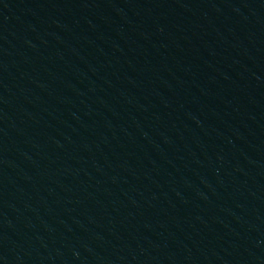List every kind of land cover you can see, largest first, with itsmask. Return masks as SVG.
Returning a JSON list of instances; mask_svg holds the SVG:
<instances>
[{
	"label": "water",
	"instance_id": "95a60500",
	"mask_svg": "<svg viewBox=\"0 0 264 264\" xmlns=\"http://www.w3.org/2000/svg\"><path fill=\"white\" fill-rule=\"evenodd\" d=\"M0 264H264V0H0Z\"/></svg>",
	"mask_w": 264,
	"mask_h": 264
}]
</instances>
